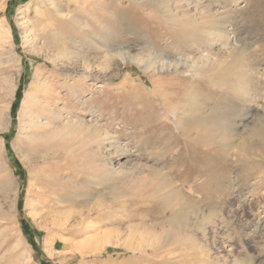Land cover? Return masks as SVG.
<instances>
[{
    "label": "rangeland",
    "instance_id": "374dc122",
    "mask_svg": "<svg viewBox=\"0 0 264 264\" xmlns=\"http://www.w3.org/2000/svg\"><path fill=\"white\" fill-rule=\"evenodd\" d=\"M161 3L0 0V264H264V0Z\"/></svg>",
    "mask_w": 264,
    "mask_h": 264
},
{
    "label": "bare ground",
    "instance_id": "6f19581e",
    "mask_svg": "<svg viewBox=\"0 0 264 264\" xmlns=\"http://www.w3.org/2000/svg\"><path fill=\"white\" fill-rule=\"evenodd\" d=\"M156 1H159V0H156ZM160 2H162L161 4H166V0H160ZM165 2V3H164ZM156 3H158V2H156ZM146 4H147V2H146ZM155 4V3H154ZM174 4H176V2L174 3ZM166 6V5H165ZM155 8H157V7H155ZM164 9H166V8H164ZM163 9V10H164ZM166 11H167V9H166ZM169 12V11H168ZM49 19V18H48ZM68 19V18H67ZM61 20V19H60ZM66 20V19H65ZM70 21H72L73 19H69ZM127 23H129V22H127ZM81 24V23H80ZM80 28H81V30L80 31H83L84 29L80 26ZM122 28H125V27H123L122 26ZM69 29V28H68ZM67 29V30H68ZM79 29V28H78ZM125 29H127V28H125ZM124 29V30H125ZM72 29H70L69 31H71ZM92 30H93V28H92ZM92 30H91V32H90V30L88 31H86V33H87V35H91L93 32H92ZM122 30V29H121ZM62 31H64L63 29H62ZM128 31V30H127ZM74 32V31H73ZM72 32V33H73ZM122 32H125V31H122ZM122 32H120V33H122ZM63 33H65V32H63ZM71 33V32H70ZM138 34V33H137ZM136 35V34H135ZM142 35V34H141ZM123 36V35H122ZM125 36V35H124ZM123 36V37H124ZM74 37V36H73ZM122 37V38H123ZM134 37H136V36H134ZM137 37H139V36H137ZM62 38V37H61ZM106 37H104L103 38V40L105 41V45H107L109 48L112 46V44L110 43V40H107V39H105ZM125 38V37H124ZM98 39V38H97ZM127 39V38H126ZM115 40H116V38H115ZM123 41L125 40V39H122ZM121 39H120V41H122ZM129 40V39H128ZM150 40V39H149ZM108 42L111 44V45H109L108 44ZM128 42V41H127ZM113 43V42H112ZM119 44V43H118ZM106 46V47H107ZM125 46H127V45H125ZM130 46V45H129ZM128 46V47H129ZM122 47H124V45L122 46ZM122 47H120V48H118L117 50H116V52L114 53V54H110L109 56H107L104 60H105V62H104V64L105 65H108V64H110V62H113V63H115L117 60H121L122 59V61L121 62H123V61H126L127 60V58H126V56H125V53H127V51L126 50H124ZM131 48V47H130ZM67 49L65 48V46H58L57 47V49H56V53L53 55V57H49L48 58V61L49 62H51L53 65H55V64H57V61L59 60V59H61V60H65V58H66V55H68L67 54ZM69 53V52H68ZM131 53V52H130ZM109 54V53H108ZM153 54H155V53H153ZM106 55V54H105ZM118 56V57H117ZM65 57V58H64ZM73 57H75V56H73ZM105 57V56H104ZM80 58V57H79ZM119 58H121V59H119ZM135 58V57H134ZM150 58V57H149ZM86 59V58H85ZM130 59V58H129ZM137 60V59H136ZM86 61H87V59H86ZM132 61V60H131ZM134 62H135V59L133 60ZM142 62V61H141ZM145 62V61H144ZM127 63V62H126ZM140 63V62H139ZM103 64V63H102ZM37 70H39V69H37ZM40 72V71H39ZM38 72V73H39ZM37 73V74H38ZM41 73V72H40ZM40 75V74H39ZM37 76V75H36ZM38 77V76H37ZM255 77V76H254ZM262 80V79H261ZM249 82H251V81H249ZM5 114H6V110H5V107H1L0 108V120L2 121V120H4V118H5ZM261 123V122H260ZM258 127V126H257ZM58 131V130H57ZM60 131V130H59ZM53 132H56V131H53ZM57 133V132H56ZM55 133V134H56ZM253 133H255V134H252L253 136H251V137H254V140L256 141H258L259 142V144H260V137L261 136H264V127H262V128H260V127H258L256 130H254L253 131ZM51 134V133H50ZM53 134V133H52ZM143 134V133H142ZM57 135V134H56ZM53 136V135H52ZM247 136H248V134H247ZM54 137V136H53ZM148 137V136H147ZM248 138H250V136L248 137ZM245 139H247V137L245 138ZM248 140V139H247ZM250 140V139H249ZM262 140V139H261ZM2 140H1V138H0V155H1V144H2V142H1ZM244 142H246V141H244ZM249 142V141H248ZM250 142H252V140L250 141ZM247 144V143H246ZM58 146V145H57ZM244 146V145H243ZM251 146V145H250ZM245 147V146H244ZM246 148V147H245ZM245 148H243L244 150H246ZM249 149V148H248ZM261 150H262V156H264V144H262L261 143ZM251 151H253V150H251ZM259 151V150H258ZM258 151H257V153H258ZM251 153V152H250ZM260 154V153H259ZM199 169V168H198ZM261 171V170H260ZM150 174V173H149ZM223 174V173H222ZM262 174V173H261ZM221 176V175H220ZM224 176H226V175H224ZM150 176L148 175L147 177H143V178H140V179H138V180H135L136 182H133L132 184H136L135 186H134V188H137V189H132L131 188V184H129V185H127V183H126V179H124L125 181H123V182H121L119 185H114V186H112V188L111 189H109V191L108 192H101V193H99L97 196H100L99 198L102 200L103 199V197H105V195L106 194H109L111 197H112V199H113V201H115V200H118V199H120V198H122L121 196H123L124 194H126L127 192H131V193H133V192H137L138 190H139V188H144V186H146V185H148V181H150ZM67 180V179H66ZM65 180V181H66ZM57 182H60V181H58V180H56ZM67 182H68V180H67ZM116 182V181H115ZM61 183H63V182H61ZM65 183V182H64ZM246 183V182H245ZM7 186H9V187H12V183L10 182V181H8L7 182V184H6ZM155 186V188L156 187H158V184H156V185H154ZM147 187V186H146ZM154 188V189H155ZM63 189V188H62ZM153 189V190H154ZM135 195V194H134ZM109 196V197H110ZM132 196V195H131ZM130 196V197H131ZM128 197V196H127ZM134 197V196H133ZM98 198V199H99ZM88 199H86L85 200V202L88 204L90 201H88ZM111 201V200H110ZM102 202H103V200H102ZM100 203H101V201H100ZM97 205H98V203H97ZM90 205L88 204V206H86L87 208V213L88 212H90L89 213V215H92V214H96L98 211L96 210V209H98L95 205H91L90 207H89ZM99 207H100V205H99ZM98 214V213H97ZM86 215H88V214H86ZM99 215V214H98ZM97 215V216H98ZM95 216V215H94ZM64 219V218H63ZM56 220L55 219H51V221H50V223L51 224H56ZM183 223V222H182ZM81 227V226H80ZM88 229H89V227H88ZM103 236V235H102ZM108 237V236H107ZM109 238V237H108ZM103 239V237H100V238H96L95 239V244H98L99 245V243H100V241ZM106 239V238H105ZM105 239H103V240H105ZM107 241H108V239H107ZM88 247V246H87Z\"/></svg>",
    "mask_w": 264,
    "mask_h": 264
}]
</instances>
